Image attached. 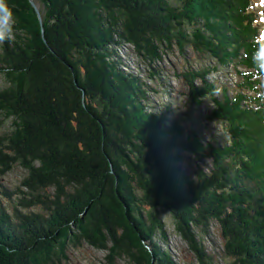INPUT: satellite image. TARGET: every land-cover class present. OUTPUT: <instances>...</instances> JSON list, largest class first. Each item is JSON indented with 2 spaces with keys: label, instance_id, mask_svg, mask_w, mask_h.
Instances as JSON below:
<instances>
[{
  "label": "trees",
  "instance_id": "obj_1",
  "mask_svg": "<svg viewBox=\"0 0 264 264\" xmlns=\"http://www.w3.org/2000/svg\"><path fill=\"white\" fill-rule=\"evenodd\" d=\"M35 2L42 23L30 0H5L0 264H66L84 244L112 264H178L157 240L168 237L162 212L199 264H264V73L252 62L264 43L252 0ZM233 65L236 90L208 79ZM16 165L26 174L14 188L2 177Z\"/></svg>",
  "mask_w": 264,
  "mask_h": 264
},
{
  "label": "rangeland",
  "instance_id": "obj_2",
  "mask_svg": "<svg viewBox=\"0 0 264 264\" xmlns=\"http://www.w3.org/2000/svg\"><path fill=\"white\" fill-rule=\"evenodd\" d=\"M256 8L259 10L262 18V25L261 28L264 32V2L262 0H257ZM3 42H0V45ZM119 54L122 56V58L127 62L129 65V70L137 69L136 67L138 64L135 60V57L133 55L127 56L126 55V49L120 50ZM173 63L176 64L175 67L182 66L181 59H175L173 58ZM167 67H171V65H167ZM141 70V67L138 68ZM223 69V68H222ZM208 79L210 81L219 80V83L222 85H227L232 90H236L235 84L237 82H240L242 80V77L240 75H237L236 67L228 66V69L226 70H219L218 72L212 73ZM170 84L175 87L177 85V81L172 78L170 79ZM3 79L0 78V88L3 86ZM248 90V89H247ZM252 93V92H251ZM177 94L172 93L171 96L166 98L167 102L173 101L174 97H176ZM157 99L164 101L165 96H158ZM208 108V104H204L196 115L200 114L203 115L206 112V109ZM171 117L173 115H170ZM11 126V120H6L4 126L0 128V134L2 131L9 129ZM191 127H193L191 125ZM220 128V127H219ZM199 131L202 132L203 129L199 128ZM217 130H215L216 132ZM206 136H210V134H207ZM26 174V170L16 165L12 171H10L7 175L2 177V182L10 187L16 188L22 179V177ZM163 215V219L166 223L167 227V234L168 237L166 240H163L162 238H157L158 242L163 247H168L172 254L175 256V261L178 264H199L193 257V255L189 252L186 243L181 239V237L176 233L175 227L173 224L172 218L166 214L165 212L161 213ZM206 246L208 247V250L215 251L217 254V251H220L221 249V242L219 240L218 234L216 233V230H211L210 237L206 239ZM69 259L66 262V264H112L107 259L108 251L106 250H98L93 248L90 245L84 244L83 246L79 248H70L68 251ZM216 260L218 264H225L224 259L221 257V255H216ZM114 264H131L128 260V258H115Z\"/></svg>",
  "mask_w": 264,
  "mask_h": 264
},
{
  "label": "clouds",
  "instance_id": "obj_3",
  "mask_svg": "<svg viewBox=\"0 0 264 264\" xmlns=\"http://www.w3.org/2000/svg\"><path fill=\"white\" fill-rule=\"evenodd\" d=\"M14 31V18L5 0H0V42L11 41ZM252 62L260 73H264V45L256 47L252 55Z\"/></svg>",
  "mask_w": 264,
  "mask_h": 264
},
{
  "label": "water",
  "instance_id": "obj_4",
  "mask_svg": "<svg viewBox=\"0 0 264 264\" xmlns=\"http://www.w3.org/2000/svg\"><path fill=\"white\" fill-rule=\"evenodd\" d=\"M30 1H31L32 5L34 6V8L36 9V12H37V14L39 16V19H40L41 23H42V16H41V13H40L38 5L36 4L35 0H30Z\"/></svg>",
  "mask_w": 264,
  "mask_h": 264
},
{
  "label": "snow or ice",
  "instance_id": "obj_5",
  "mask_svg": "<svg viewBox=\"0 0 264 264\" xmlns=\"http://www.w3.org/2000/svg\"><path fill=\"white\" fill-rule=\"evenodd\" d=\"M262 2H264V0H262Z\"/></svg>",
  "mask_w": 264,
  "mask_h": 264
}]
</instances>
